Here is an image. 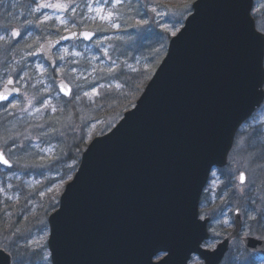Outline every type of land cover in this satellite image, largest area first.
Masks as SVG:
<instances>
[{
	"label": "water",
	"instance_id": "water-1",
	"mask_svg": "<svg viewBox=\"0 0 264 264\" xmlns=\"http://www.w3.org/2000/svg\"><path fill=\"white\" fill-rule=\"evenodd\" d=\"M254 3H193L137 106L84 152L49 219L53 264H189L194 253L205 264L223 261L242 231V216L237 211L236 228L208 250L202 243L210 219L199 218V204L212 168L228 164L240 125L264 102V33L253 17ZM95 37L91 30H74L43 41L34 53L54 68L56 48ZM10 81L0 92L7 90L8 100L20 92ZM58 85L71 96L67 81ZM243 243L264 253V240L244 236ZM162 252L168 255L155 262ZM12 261L0 249V264Z\"/></svg>",
	"mask_w": 264,
	"mask_h": 264
},
{
	"label": "rangeland",
	"instance_id": "rangeland-1",
	"mask_svg": "<svg viewBox=\"0 0 264 264\" xmlns=\"http://www.w3.org/2000/svg\"><path fill=\"white\" fill-rule=\"evenodd\" d=\"M23 1L0 0V46L3 47L0 50V55L6 53L2 55L4 58L16 55L17 48H21L25 44L27 46L34 37V32H25L24 26L39 29L44 27V30L52 26H65V31L76 28L72 17L67 16L65 9L38 8L34 4L22 5ZM44 1H42L43 5H45ZM187 1L183 0V5ZM108 4L107 0L104 2L90 0V19H100L101 22H104L108 19H101V16L107 17L109 13H111V19L113 7H108ZM150 7L152 8L150 11L153 13L146 17L142 14L141 20H139L140 28L136 31L138 35L143 32L144 26H149L153 22L161 23L160 26L169 30L171 35L176 34L183 26L184 20L180 25L174 22L178 10H176L177 5L174 2L171 3V0H162L161 2L153 0ZM254 9V15L258 18L257 22H260L259 27L264 32V0H256ZM35 20L38 21L37 26L30 24ZM117 25L119 26V24ZM13 28H18L23 32L20 43L14 42L11 33ZM113 28L117 29L116 25ZM114 35L115 33L106 34L104 38L99 37L94 43H70L59 48L56 52L60 64L54 72L41 59H30L32 54L28 52L25 53L26 58L21 61L23 67L15 62L8 66V69H4L0 60V85L9 77L15 76L17 84L22 88L19 99L10 105L0 107V122L5 119V116H8L7 119H11L8 123L0 126V148L7 151L15 164L12 171L5 173L2 172L5 169L0 165V200L3 204L7 201L12 203L17 212V216L11 218L7 225L10 232L5 235L0 230V246L14 253L17 258L16 264L50 262V252L47 246L50 226L46 215L41 218L38 210L39 208L49 209L54 197L52 209L49 210L51 212L57 204V193H62L61 189L72 177V174H68L69 177L59 180L63 173L62 169H69L70 164L74 165L77 162V160L71 161L73 155L68 157L67 152L65 153L68 142L71 141L70 137L79 135L83 145L89 144L92 140L91 131L98 125L94 117L97 110H90L88 104L95 101L98 96L102 75L98 69L112 72L121 62L115 54V46L110 44V38ZM10 45L17 47L11 48ZM142 60L138 55L134 62L128 64V67H133L134 70L141 64L144 67H151L148 60ZM95 75L97 77L94 81H87L89 77ZM59 79H67L74 86L75 96L71 102L77 112V118L68 109L63 110L66 111L65 115L62 111L57 112L56 110L57 102L62 101L56 85ZM83 94L87 99L83 98ZM72 104L69 106L72 107ZM63 106L67 107V103L64 102ZM49 107L52 109L48 113ZM52 119V128L56 129L53 131L54 137L49 130H46L39 134L42 138L26 148L27 141H33L39 137L38 128L36 125L31 126L25 135L23 128ZM91 119L94 120L93 123L85 125V129L81 130L83 124ZM97 120L103 121V118ZM107 128L105 127V129ZM223 171L220 173L216 170L213 171L206 189V200L201 204L202 217L212 216L214 218L210 226L211 240L204 244L211 249L217 245L225 233L233 229V212L237 208L244 211V233L262 237L257 231L264 230V213L261 212L264 211V107L241 127L230 156V165ZM241 171L248 175V182L246 186H243V190L238 183ZM47 176L48 178H45ZM224 189H226L225 192H223ZM219 193L221 196L218 195ZM39 195L40 200H38ZM258 195L260 196L258 197ZM254 197L257 200H253ZM259 203L261 205L257 208ZM35 212L39 218L37 222L35 218L31 217ZM18 214L27 221L29 228L21 226L22 219ZM226 221L227 223H225ZM28 247L41 249V253H34L30 256L23 254ZM241 247V243L236 242L232 248L231 256L234 257L240 253ZM160 257L162 254L157 257V260ZM231 261L232 259H229L226 264ZM201 263L198 256H193L190 262V264Z\"/></svg>",
	"mask_w": 264,
	"mask_h": 264
},
{
	"label": "trees",
	"instance_id": "trees-1",
	"mask_svg": "<svg viewBox=\"0 0 264 264\" xmlns=\"http://www.w3.org/2000/svg\"><path fill=\"white\" fill-rule=\"evenodd\" d=\"M47 1L56 3L58 0ZM108 1L109 7L115 3V0ZM149 1L151 5L153 0H124V3L120 2L114 8V18L111 17L110 20H106L105 22H101L100 19H95V22H92L87 16L89 8H87L86 0H62L68 15L72 17L76 26L83 27L86 25L90 28H96L98 30V35L103 38L106 34L115 33L114 37L112 36L110 38V44L115 46V54H117V59H120L121 62L117 69L112 70V72L98 69V72L102 75L99 82L100 95L97 98L96 104L99 109L98 115L100 118L104 119L106 125H111L114 119L120 117L125 110L131 108L135 100L141 95V91L149 82L148 80L151 78L154 69L161 62V58L167 51L166 47L171 38V33L169 30L164 29L163 26H160L161 23L157 24L153 22V24L149 26H144L143 32L139 35L136 33L139 29L137 26L140 27V22H138V17L135 16L137 10L133 8H137L139 5L143 7V11H141L142 14L150 16L153 11H150L152 8L147 6ZM159 1L161 2L162 0ZM193 1L194 0H188L187 3L183 5V0H171V3L174 2L177 5L176 10H178V14H176L177 17L174 21L176 24L179 23L180 25L184 18L187 17V14L191 12V3ZM76 5L78 9L75 8ZM117 23L120 24L119 28H113V25H117ZM34 26L37 25L35 24ZM50 28V32L34 27L26 29L27 32H34L36 36L28 42L30 45L26 48L29 51L32 50V48L36 47L39 44L38 42L44 39L49 33L59 35L64 32L62 28L59 27L52 26ZM138 55L141 56V59L148 60L151 63V67L146 69L141 67L140 71L128 68L127 64L134 62ZM12 59L13 58H11V60ZM96 77L97 75L89 77L87 81H94ZM109 81L121 82L122 86L118 89L115 84ZM70 111L74 115H77L73 106ZM81 130L83 129L81 128ZM99 130H105V128L100 126ZM97 133L98 132L95 134ZM71 138H73L75 142L74 150H77L73 156L79 158L81 152L85 149V145L80 143L79 139L81 137L79 135L72 136ZM72 170L74 171V168H72ZM70 171L69 168L68 174H70ZM31 217L36 220L37 216L32 215ZM25 224L24 222L23 226L26 228ZM25 254L30 256L29 251H26ZM240 258H245V256L241 254ZM254 258L251 260L248 259L246 264H257L258 260Z\"/></svg>",
	"mask_w": 264,
	"mask_h": 264
},
{
	"label": "snow or ice",
	"instance_id": "snow-or-ice-1",
	"mask_svg": "<svg viewBox=\"0 0 264 264\" xmlns=\"http://www.w3.org/2000/svg\"><path fill=\"white\" fill-rule=\"evenodd\" d=\"M119 2H120V0H116V3H119ZM40 7H55L57 9H62L65 6H63L61 4H56V5H40ZM110 16H111V13H109V15L107 17L101 16V19H110ZM116 27H119V26L116 25ZM12 35L16 36V35H19V33L18 32H13ZM84 36H85V38H90L91 34L90 33H84ZM8 83L11 84L12 81H8ZM94 92H95V90H94ZM66 94H68V93L66 92ZM85 95H88V93H85ZM8 98H9V94H8L7 90L4 93H0V101H7ZM13 106H15V105H13ZM0 161H2L4 164L8 163L7 160L3 159V154L2 153H0ZM240 180H241V182L244 181V176L243 175H241ZM225 223H227V221Z\"/></svg>",
	"mask_w": 264,
	"mask_h": 264
}]
</instances>
